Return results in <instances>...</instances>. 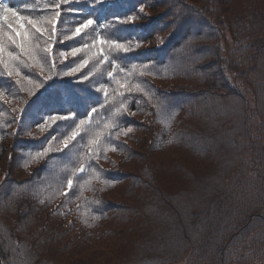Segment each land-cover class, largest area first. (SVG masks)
I'll return each instance as SVG.
<instances>
[{"label":"trees","instance_id":"1","mask_svg":"<svg viewBox=\"0 0 264 264\" xmlns=\"http://www.w3.org/2000/svg\"><path fill=\"white\" fill-rule=\"evenodd\" d=\"M5 2L43 29L57 10ZM59 11L54 36L29 27L28 50L9 46L17 58L0 64V264H264V0H76ZM90 16L103 27L74 37ZM152 42L166 48L141 59Z\"/></svg>","mask_w":264,"mask_h":264},{"label":"snow or ice","instance_id":"2","mask_svg":"<svg viewBox=\"0 0 264 264\" xmlns=\"http://www.w3.org/2000/svg\"><path fill=\"white\" fill-rule=\"evenodd\" d=\"M55 2V8L57 10L54 11L53 15L48 19L47 23L51 26L50 29H43L40 27L39 22L37 20L32 19L29 16L21 15L18 10L14 7H10L9 3H6L5 0H0V64H3L5 68L8 67V61L9 60H15L17 58L16 53L9 50V46H14L16 49H19L21 51H27L28 43L31 39V34L29 31V27L31 29H34L36 33H40L43 35L45 31H50L52 36H54L56 32V26L58 23H60V17L62 15L61 11L59 9L65 5H70L73 2H76V0H54ZM104 0H95L96 4H103ZM140 12H143V7L140 8ZM116 21L122 22V19L120 16H115ZM126 19L129 21H133L136 19L135 16L128 15L126 16ZM94 23H97L91 16L83 21V23L78 24V26L75 28V31L73 33V36H79L84 29L88 28L89 26L93 25ZM98 26L103 27V25ZM52 36H50V40H52ZM65 39H69V37H65ZM101 44L105 43L104 41H100ZM139 44V39H137V46ZM55 46V41L52 40V42L48 46V50L51 51ZM113 46L117 49H122L124 53H128L131 51L130 48L125 47L124 44L118 43L113 41ZM81 51L80 48H72L71 54L75 56L77 53ZM63 55V54H62ZM88 63V60L85 59L81 62V64L77 65L76 67H70L67 72H64L63 75L65 76H73L75 73H77L81 67L85 66ZM55 67V65H53ZM19 74V73H17ZM12 75V71H8V76L10 77ZM113 74L112 72L108 73V76L111 77ZM48 79H52L51 76L48 77ZM84 79H88L87 76L84 77ZM37 87H40V85H37ZM105 95H107L105 93ZM96 109L93 107L91 111L87 113L88 116H91L93 112H95ZM76 115L75 112H71L70 116H56V115H48L44 117L45 123L47 121H68L70 117H74ZM85 124V120L81 119L79 121V124L76 125L75 129L72 131L71 135L66 136L63 140L64 148L67 149L69 147V144L71 141L75 140L78 134L81 131V126ZM38 126L43 127V124H39ZM92 144H96L97 140H92ZM49 149L44 148L43 151L38 152L37 156L45 155ZM81 171H83V167H81ZM68 188H72V180H68Z\"/></svg>","mask_w":264,"mask_h":264},{"label":"rangeland","instance_id":"3","mask_svg":"<svg viewBox=\"0 0 264 264\" xmlns=\"http://www.w3.org/2000/svg\"><path fill=\"white\" fill-rule=\"evenodd\" d=\"M162 10H163V9H159V12H162ZM229 20H230V19H228V18H223V19L220 20V21H221L222 23H223V22L225 23L226 21H229ZM223 25L225 26V24H223ZM155 27H156L158 30H163V32H166V31H167V30L164 29L163 27H160V25H158V24H156ZM145 45H146V44H141V45L136 46V48H138L139 50H143V49H140V48L145 47ZM149 46H150V50H149V51H145V55H144L141 59L144 60V59L147 57V54H146V53H147V52H151V50H152V51L160 50L159 52H162V51H164V50H161V47L166 48L165 46L160 45L159 43H156V42H152ZM149 46H147L146 48H148ZM204 47H205V43H199V44H198V50H199V51H203V50H204ZM146 48H144V49H146ZM170 49H172V48H169V49H167V50H170ZM166 54H167V53H166ZM128 59H132V58L127 57L126 60H128ZM111 66H112V63H111ZM120 67H121V70H123L125 73H127V74H130V73H131L128 69H126L124 66H122V64H120ZM237 73H238V71H237ZM237 73H235V72H234V73L231 72V73H230V77L233 78V79L235 80ZM227 83L230 84L231 82H229V80H228ZM206 115H210V112H207ZM214 118H216L217 121H220V120H221V114H215V116H214V117L212 118V120H211V123H212L213 120H215ZM200 128H201V130L203 131V132H202L203 134H206V133H210V132H211V125H210L209 123H207V122L201 124ZM201 155L203 156V154H201ZM204 164L206 165L207 163L205 162ZM164 185H165V184H164ZM160 186H161V185H160ZM164 188H165V189H169V188H167V187H164ZM238 190H239V189H238L237 187H235V188L232 189V191L235 192V193H237ZM174 264H184V262H183V263H174Z\"/></svg>","mask_w":264,"mask_h":264}]
</instances>
